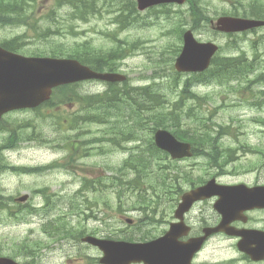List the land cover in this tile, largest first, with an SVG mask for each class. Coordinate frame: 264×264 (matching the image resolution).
Masks as SVG:
<instances>
[{
    "label": "rangeland",
    "instance_id": "1",
    "mask_svg": "<svg viewBox=\"0 0 264 264\" xmlns=\"http://www.w3.org/2000/svg\"><path fill=\"white\" fill-rule=\"evenodd\" d=\"M247 1L253 2V0ZM254 1L264 2V0ZM202 3L215 19L225 9L233 7L226 0H202ZM38 5L43 28L50 25L45 15L55 7V20L52 21L51 26L55 30L61 29V33H53L45 40L38 39L37 34L29 27L6 26L0 27V40L26 33L24 36L26 41L23 44V51L25 52L52 47L49 42L52 38L59 44H68L67 46L90 41L96 48L103 50L121 45L123 49L126 46L130 47L127 51L128 54L125 55L126 58L119 60L121 62L119 71L128 76L132 85L151 84L154 91L166 92L167 102L170 101V103L162 104L163 106L158 110H163L164 107L170 109L169 111L172 110V103L177 99L178 92L183 88L184 82L192 76L188 73H181L176 76L175 72L177 71L174 67L177 58L175 51L183 44L180 36L181 30L191 26L188 4L158 6L156 9L145 10L135 24L125 29H118L119 25L112 22L110 15H105L102 18L93 17L89 21L69 20L67 18L70 8L67 6L56 8L54 0H40ZM70 24H74L73 29H68ZM195 34L200 40H214L220 45H226L229 41L228 36L217 33L210 25L201 27L195 31ZM263 36L264 28L258 29L256 32L242 34L241 37L234 39H238L249 57L253 58L259 56V52L254 53L255 46H259L260 52H263ZM117 40H121V42ZM227 53L239 55L241 47L238 49L235 47L231 51L222 50L221 52L222 55ZM194 86V90L202 99L194 98L191 100V98L186 97L183 109L189 110V106H193L194 110H199L201 117H206L204 121L206 125L200 124L198 120L194 123L192 119H188L186 123L183 121L185 129L190 128L194 136L209 130L216 137L218 129L222 128L221 126L223 128H235L241 132L242 140L247 137L252 143H258L257 135L260 134L258 131L259 128H264V124L256 121L261 116H258L257 112L248 105V100L252 97L250 88L240 89L234 93L230 85L224 86L219 83L195 84ZM262 86L264 84L254 85L253 91L256 92ZM78 89L82 94L90 95L88 93L103 91L105 84L98 81H87L82 83ZM85 102L87 103V101ZM61 104L56 107H43L39 111H13L5 116V122L0 123V145L7 140L8 129L13 127L18 129L22 139L16 147L5 149L2 164L27 167L52 163L58 165L50 171H32L33 169L15 171L10 168L0 170V193L4 196L0 204L4 206L9 202L8 198L27 193L33 197L34 205L45 206L48 202H51V205L55 203L54 212L57 208L61 219L67 223L72 231L81 230L99 238L123 239V237H132L134 241L150 240L164 234L169 227V221L174 216L181 193H171L170 191L167 194L162 193L158 199L160 203H158V209L155 213L149 211L146 214V212H139L126 206L123 207V211L118 209L116 192L109 188L108 184H111V179L108 177L112 176L115 169L122 165L129 157L130 152H134L133 147L139 143V140H130L121 146L108 143L103 147L101 144L104 142L102 141L89 143V140L97 138L105 128H108L107 124L86 121L75 128L60 124L59 118H57L59 114H61L59 116L65 115L63 117L68 116V114H82L81 116H84L86 111H81L83 107H81L82 103L80 102L76 105ZM157 108L158 105H156L155 110ZM166 108L165 110H167ZM51 114H54L53 118L48 116ZM32 121L37 125H29V122ZM21 123H27L26 127L17 128ZM76 134H79L80 138L73 141L74 150L71 151V145L66 140ZM30 135L45 137L47 140L44 143L37 141V138L24 139L25 136ZM149 136V134H143L144 138H149ZM221 136L222 141H219L218 145L224 148V146L233 144L230 134H222ZM246 156L255 155L246 154ZM167 163H169L171 177L177 174L175 167L190 170L192 173H205L212 170L204 156L178 162L168 158ZM95 176H100V179ZM85 177L99 180L105 185V189L102 191L89 190L87 195H84L85 197L77 199L82 206L73 212L69 207V199L74 200V196L78 194L77 190L81 187ZM186 184L184 179L178 183L179 187L183 189L187 188ZM38 190L41 192L34 195L33 192ZM89 202H96V204L94 206L88 205ZM10 207H14L13 202ZM199 207L193 214L195 218L199 213ZM92 214H96L98 220L89 217ZM148 215L154 220V223L143 227L142 231L130 227L131 225L125 220V217L141 220ZM31 229L42 231L41 225L27 221V212L24 210L17 211L12 216L9 215L8 209L0 210V254L16 256L15 258L18 260L25 261L26 257L18 253L21 252L24 245L32 244L27 239ZM38 237L48 241V248H44L40 252L38 264H101L99 258L102 252L97 247L87 245L80 239H65L60 242L46 239L44 234H39ZM195 263L248 264L246 260L242 259L232 243L218 239L209 243L197 256Z\"/></svg>",
    "mask_w": 264,
    "mask_h": 264
},
{
    "label": "trees",
    "instance_id": "2",
    "mask_svg": "<svg viewBox=\"0 0 264 264\" xmlns=\"http://www.w3.org/2000/svg\"><path fill=\"white\" fill-rule=\"evenodd\" d=\"M226 1L231 3L233 7L225 9L220 14L264 18V2L254 0L253 2L247 0ZM39 2L40 0H0V27L26 26L34 30L38 39L45 40L53 33H61V29L55 30L51 26L52 21L55 20V7L45 15L50 25L43 28V24H41L42 16L39 14ZM188 2L193 22L192 28L199 29L204 25L208 26L213 16L208 14V9H205L202 0H189ZM54 5L56 8L69 6L71 8L69 20L88 21L93 17L102 18L105 15H110L112 22L119 25L118 29H125L135 24L141 15L135 0H54ZM69 28L73 29L74 24H70ZM25 35L26 33L14 36L12 39H5L3 44L11 50H23V44L26 41ZM237 36L238 34H230L229 41L223 46V50L231 51L235 48L237 42L230 37ZM117 41L121 42V40ZM49 42L52 47L35 49L33 54L76 57L96 70L116 71L119 66L118 61L124 58L130 49L126 46L124 47L126 52H124L121 45L122 48L121 46H113L108 50H103L96 48L90 41L74 43L72 46L59 44L53 38ZM177 51H179V48L175 52ZM256 61L257 58L250 59L245 54L238 56H233L230 53L226 55L217 54L212 60L211 67L206 72L193 74L191 78L184 82L183 88L179 92L180 96L172 103L171 111L166 107L163 110H158L163 106L162 104L170 103V101L167 102L166 92L164 94L162 91H154L152 86L133 88L127 84L110 83L105 93L89 96L87 103L82 101L84 103L82 111L86 110L84 116H81L82 114H68V116L63 117L65 115L59 116L61 115L59 114L57 118H59L60 124L74 128L86 121L107 124L108 128H105L97 138L89 140V143L102 141L104 142L103 147L108 143L121 146L130 140L138 139L139 143L133 147L134 152H130L129 157L122 165L115 169L114 174L111 176L109 188L116 192L117 205L120 210L125 206L130 209L135 207H155L158 209V203H160L158 199L162 196V193L167 194L170 191L171 193L178 192L180 194L184 189L179 187V181L184 179L186 182H191L193 178L187 177V175L192 174L190 170L177 167H175L177 174L170 176V167L167 163L168 155L157 148L154 142L155 130L161 127L167 128L180 140L190 141L194 145L201 142L207 150L205 154L208 158L210 156L217 157L218 151L215 147L217 137L211 131L205 130L194 136L190 128L185 129L183 121L186 123L188 119H192L195 123L198 120L200 124L206 125L204 122L206 117H201L199 110H194L193 106H189V110L183 109V99L186 97L202 99L197 93L191 91V87L198 83L230 84L232 90L238 91L237 87L233 85L235 81L239 84H245L244 89L248 88L253 82H264V71L255 73L258 70ZM175 74L176 76L180 75L177 72ZM74 86V84H71L56 88L53 97L44 106L56 107L60 103H72L75 99V96L72 95L75 91ZM156 105H158L157 110H155ZM40 109L38 108L37 111ZM48 116L53 118L54 114ZM26 124L21 123L17 128H24ZM32 124L37 125L33 121L29 122V125ZM221 127L223 128V126ZM8 131L7 140L0 145V170L7 168L27 169L13 165L9 166L7 163L2 164L5 149L16 146L21 139L20 132L15 127L8 129ZM143 134H149L150 136L144 138ZM31 136L25 137L30 138ZM78 138L79 134L66 140L71 145V151L74 150L73 141ZM223 153L224 151H220L219 155L221 156ZM209 160L210 163H213L211 158ZM102 185L103 183L100 181L89 179L85 181V189L87 190L102 191V188L105 189V186L102 187ZM3 197L0 194V202ZM3 207L0 204V210ZM58 231L62 235H67L64 234L61 228ZM125 239L133 240L132 237H126Z\"/></svg>",
    "mask_w": 264,
    "mask_h": 264
},
{
    "label": "water",
    "instance_id": "3",
    "mask_svg": "<svg viewBox=\"0 0 264 264\" xmlns=\"http://www.w3.org/2000/svg\"><path fill=\"white\" fill-rule=\"evenodd\" d=\"M138 8L145 10L151 6L178 2L184 0H137ZM264 26V20L234 16H221L215 22L214 28L222 32H240L251 28ZM184 46L175 62L179 72H202L211 64L219 45L213 41H199L193 31L184 32ZM86 79H101L111 82L122 81L126 76L114 72H97L91 67L72 58L25 56L11 52L0 44V118L6 112L15 109L37 107L51 97L54 87ZM155 142L159 148L167 151L174 159L191 157L192 147L188 142L179 140L171 131L160 128L155 133ZM220 194L224 204L217 206L224 214V220L216 227H206L205 234L192 237L187 241L181 240L190 232L185 223V213L193 204L201 199ZM234 187H219L215 179L205 185L187 191L175 212L179 222L171 224L165 235L147 242H129L125 240L99 239L94 236L84 240L100 247L104 252L101 261L105 264H192L194 255L201 249L206 238L213 232L229 229L226 219L231 213L229 202L236 197ZM244 196V195H243ZM248 202L264 201V194H247ZM23 196L20 199L24 200ZM260 205H264L260 204ZM251 249L245 241L238 243V248L255 259L264 257V244H258ZM0 264H19L11 258L0 256Z\"/></svg>",
    "mask_w": 264,
    "mask_h": 264
},
{
    "label": "flooded vegetation",
    "instance_id": "4",
    "mask_svg": "<svg viewBox=\"0 0 264 264\" xmlns=\"http://www.w3.org/2000/svg\"><path fill=\"white\" fill-rule=\"evenodd\" d=\"M263 91V86L257 89L256 92L252 90V97L249 99V102H252V104L249 103L251 108L257 112L258 116H261L260 118H257V121L261 124H264ZM259 129L258 133L260 134L257 135L258 143H252L247 137L245 140H242L241 138L243 137H241V132L238 129L219 128L217 131L218 135L216 136L217 145L215 146L218 151V156L215 158L211 156L209 157L213 160L211 172L192 173L187 175V177H191L193 180L191 182H186L187 188L185 191H189L197 186L206 184L211 179H215L217 186L234 187V191L237 194V196L229 202L231 213L226 216V219L229 221V229L234 232V234H229L226 231L211 234L206 239L201 252L212 240L218 239L232 243L237 252L241 255L242 259L246 260L248 264H264V258L253 259L249 255L240 251L238 248V243L240 241H245L250 245L252 250L260 249V247L257 248L258 244H264V205H260L263 204L264 201L258 199L257 201L248 203L247 199V194L250 193L264 194V128ZM222 134H230L233 144L228 146L223 145L224 148L218 145V142L222 141ZM43 139L46 138L43 137ZM199 145L200 149L204 148L201 142ZM220 151H224L225 155L220 156ZM246 154L255 156H246ZM56 166L57 165L55 163H52L50 165H43V167L38 166L34 169L50 171L56 168ZM40 192L41 191L39 190L34 191L33 194L37 195ZM13 200L16 203H13L14 207L10 208L12 212L17 213V211L24 210L27 212V221L30 223H37L39 226L41 225L42 228L41 232L36 231L35 229L30 230V234L27 239L33 244L27 246L24 245L22 247L21 252L18 254L24 255L26 260L21 262L38 264V256L36 254L37 246L39 243H48V241L39 238V234H44L46 239L48 238L55 241L76 239L71 233H66V227L57 226L61 223L59 220L61 215L59 214L57 208L56 212H54V208L56 207L55 203L53 205L48 204L45 206L38 204L34 205L32 202V196H29V200L25 203L18 202L17 197H13ZM223 204L224 201L220 194H215L209 198L197 201L193 205L192 209L185 215L186 222L191 226V232L187 237H184V239L203 235L206 227L218 226L225 217L217 206H222ZM197 207H199V213L197 218H195L193 214L196 213ZM133 210L139 212L143 211L146 212V214L149 211L157 212V208L155 207H135ZM93 215L94 214L91 215L92 218ZM96 217L98 218V216ZM173 221H175L174 216L172 220L169 221L168 225L170 226ZM130 223L135 227V229H142L148 224H153L154 220L148 215L141 220H131ZM59 228H61L64 234L67 235L60 234L58 231ZM38 239L40 240L37 242ZM44 248H48V246ZM13 257L15 258L16 256ZM194 264L196 263L194 262Z\"/></svg>",
    "mask_w": 264,
    "mask_h": 264
},
{
    "label": "bare ground",
    "instance_id": "5",
    "mask_svg": "<svg viewBox=\"0 0 264 264\" xmlns=\"http://www.w3.org/2000/svg\"><path fill=\"white\" fill-rule=\"evenodd\" d=\"M86 131V130H85ZM39 169H33L32 171H38Z\"/></svg>",
    "mask_w": 264,
    "mask_h": 264
}]
</instances>
